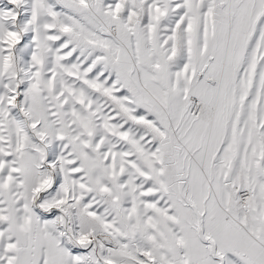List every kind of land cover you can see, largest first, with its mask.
Wrapping results in <instances>:
<instances>
[{"label": "snow or ice", "instance_id": "6c2138e0", "mask_svg": "<svg viewBox=\"0 0 264 264\" xmlns=\"http://www.w3.org/2000/svg\"><path fill=\"white\" fill-rule=\"evenodd\" d=\"M0 264H264V0H0Z\"/></svg>", "mask_w": 264, "mask_h": 264}]
</instances>
